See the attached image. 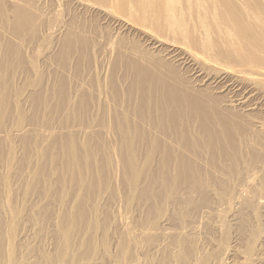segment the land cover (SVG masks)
<instances>
[{"label":"rangeland","instance_id":"rangeland-1","mask_svg":"<svg viewBox=\"0 0 264 264\" xmlns=\"http://www.w3.org/2000/svg\"><path fill=\"white\" fill-rule=\"evenodd\" d=\"M70 1L69 0H66V1L65 0L64 1L63 0H57V1L56 0H0V132H1L0 133V207H1L0 208V264H25V263L26 264L27 263L28 264H46L45 262L47 261L46 260L47 257H51L52 261H53L58 256L60 244L62 242L61 241L62 239H60V238H63V236H64L63 234H66V236L69 235L67 237V238H69V248L67 249L66 254L61 255V257H63V258H59L57 261L56 260L53 261V264H56V263L62 264L64 262L65 263L66 262L67 263H73V262L75 263L76 261H78L77 258H79V261H82V260L85 261L86 259H88L89 256H90L89 257L90 259H94V257H96V256L100 260L102 258L101 261H98L99 264L100 263L101 264H105V263L106 264L107 263L115 264V263H112V262H115L114 259L121 262L122 261L121 258L124 257V259H125L128 256L130 257V258L129 257L127 258L128 261H127V259H126V261L123 260L124 261L123 263L126 262V264H132V262H134L133 259H135V261L140 260L141 261L140 264H143V263L144 264H146V263L147 264H160L161 262L159 263L158 260L161 259L162 255L161 256H156V255L154 256V254L150 253V251L146 252V250H145L144 251L145 254H144V252H142V254H141V252L133 251L132 252L133 256L130 254L126 257H125V255L122 256L121 253H118V251L121 248L119 249L117 247V245H118V243H120V241L123 242L125 237H123V235H124L122 232L123 230L118 228L116 223L118 220L120 221V220H122V218L124 219L127 216L126 219H128V221L131 223L129 226L134 227V228L131 227L130 228L131 230H133V229H136V230L139 229L140 230V229H144L145 227H146L145 228L146 230H149L148 229L149 224L152 226V224L155 223L153 221L154 220L156 221L158 218L163 217V214H164V217H168V219L170 221L169 224L167 223V225H166V227L170 230L174 229L173 231H176V230L178 231L182 227H188V230H189V227H190V231L192 233L189 231L190 234H187V235H189L188 237H190L192 234L193 237L192 236L191 237L193 240L189 239L187 237L188 239H186V241H184L186 243L184 245H186L187 249H189V250L191 249V246H193L192 247L193 249H195V247L199 250L201 249V251H202V252L200 251L201 253L198 251L201 254V256H205V254H206L205 257H207L209 255L210 257L208 256L207 258H208V260H210L209 258H211V260L208 264H214L213 263L214 261L216 263L218 259L220 260V257L222 256V254H223V257H221V259H224V257H230V260L232 258L231 261H233V262L234 261L235 262L240 261L239 260L240 257L246 256L245 254H247V252L254 255L253 251H252L253 253H251L250 247H249V251L247 249H248V245L251 246V244L254 245L255 242L257 243V241H256L257 238H260L262 236L264 237V203L261 202L260 207L258 205L255 206V205L251 204V206H254V209H253V207L250 206V204H248L247 207L250 206L249 207L251 210V212H250L249 208L246 209V206L244 207V205L242 206L244 209L241 207L242 210L238 207H236L237 209L234 208V204H232L233 201H231V200H233L232 199L233 197H231V196H233V191L235 192V190L237 189L236 187H238V185L240 183H241L240 185H243L244 179H245V178H243L244 176L248 177L246 175H248L249 173L251 174V172H252L251 175H254L253 174L254 173V171H253L254 167L253 166L257 167V166H259V163L262 164V162H264V159H263L264 153L260 152V151H264V143L262 144V142H264V140H262V139H264L263 138L264 132H261V134H259V133L257 134V132L254 131L256 133V135H254L255 133L253 134L251 132V131H253V130H251L252 128L249 129L250 125H249L248 121L243 122L245 124H243L241 122L243 128L247 124L246 127L249 126L248 129L246 127L244 129L242 127H238L236 124L237 129L238 128L240 129L241 134L244 130L242 137H245L246 141L247 140L249 141V144H248L247 143L248 141L247 142L243 141L244 138L243 139L241 137H240V139L238 138L242 143L245 142L244 145H246V143H247V147H248V148L245 147L244 149H240L244 145L241 144V142H240L241 145L238 146L239 141L236 142L238 139L237 138L235 139L234 137L235 136L239 137V136H241V134H239L238 131H236L237 129L235 128L236 127L235 123H233L234 126H232V128L238 134H233L235 136L233 137V135H232L231 141H233L232 143H234V141H235L236 146H238V148H237L238 150L236 148L233 150L232 146L229 145L231 148V150L229 151L230 153L229 152L226 153V151H225L226 149L224 151H221L222 148L220 149L218 147L220 149V151H219V149H217L216 146H214L215 144H217L216 141L213 142V139L206 138V135L204 133L203 134L201 133L198 136L196 133H192L193 131L198 133L197 129L195 131V128L197 127V125H196L197 123H196V121L192 122L194 120L193 118H189L188 120H191L190 122L194 123V125L190 124L191 127H194V128H191L190 126H189L190 128L189 127L187 128L183 125L184 121L185 122L188 121L185 119V117H183V118L181 117L180 118L181 121L179 120V117H178V120L176 118V121H178L177 122L179 125L178 130L180 129V133L177 131L179 134L178 133H177V135H176V133L174 134V132L170 128L172 126H171V122L169 121V119H170L169 113L166 112V113H168L167 114L168 116L166 114H165V116H163V117H165V119H166V117L169 118L168 120L166 119L167 121L165 119H162V118H161V120L159 119L160 114H158L159 113L158 109H161L160 108V107H162L161 104L160 103H153L151 105V107H148V104L146 102H144L143 99L140 98V97H142L141 90L145 89L144 88V82H146L147 85H149L147 80L141 84L139 83L140 80H143V78H145L144 73L147 71V72H149L148 73L149 75H150V73L152 75V77H151L152 79L149 77L150 83H151V87L149 90H152L154 88V86L157 85V84L154 85V81H155V83L158 82L156 80V79H159L158 74L161 75V73H163V72H162V70H159V69H158V71L154 69L153 70L154 72H153L152 69L145 70V69H141V67L140 68L138 67L139 70L138 69L134 70L132 68V67H134V65L137 67L135 61H137V59L140 58L138 56H144L145 57L146 55L148 56V54H150V52L148 53V51H145V50H148V46L145 44L146 38H145V36H143V33L139 32L138 30H137V32H131V31H127V30H124L123 32H120V31L117 32L116 31L117 28L114 26L115 24H112L113 22L111 21V19L113 17L112 14L114 16H118V13H119V14H121L120 16L122 19L126 18L127 20L128 19L130 21L132 20L133 23L136 22L137 25L139 24L141 26H143V24L148 22V25L145 24L144 27H146V28L148 27L147 29H149V27H151V28L153 27L152 30L151 29L150 30L152 32L156 31L155 33L158 36L162 35V37H167V36L170 37L168 34H166L165 31L161 30L162 24H163V21L161 18V17H163V15H162L163 12L161 11V7H162L161 5L163 4V2H162L163 0H160V1L159 0H155V1L154 0H152V1L148 0L147 2H145L143 0H138V1L137 0H114L116 2H114L113 0H109L110 3H108V5L104 3V0H100L99 2H101V3H98V0H96V1H93V4L94 3L96 4V2H97L98 5L102 6L103 5L102 3H104V6H102L101 8L106 7V5H107V7L105 9L103 8L104 10L103 9L100 10V8L97 6L98 8L95 7L96 9H94V11L91 10L90 8H88V7H91L92 3H90V4L88 3L89 6L87 7V5H88L87 1L91 2V0H87V1L81 0L82 2L84 1L83 4H82V2H79V4H78L77 0H70ZM127 1H128V3H127ZM130 1H131V3H129ZM250 1H252V2H250ZM253 1L254 0H247L246 3L247 4L249 3V4L247 6V4L245 3V5H246L245 10L243 8V7H245V5L243 6V5L238 4L237 6L239 8H240V6H242L241 9L242 8L243 9L242 10L240 9L241 10L240 11V10H236L235 9L236 7H234V12L240 11L239 14L241 16V12L244 13V11L247 12V10L251 9L252 14L249 12L250 10L248 11L249 14H251L252 16L254 14H256L255 16H257L258 18L263 17L264 16L263 15L264 1H262V0H260L261 2L256 1L258 4L256 2L254 3ZM105 2H108V1H105ZM134 2L138 5H136ZM141 2H143V3H141ZM85 3H86V5H85ZM111 3H112V5H111ZM147 3H148L149 12L147 10ZM149 3H151L152 5ZM250 3H251V5H250ZM141 4H144V5L142 6ZM253 4H256L257 9L255 8V6ZM259 4H262L263 7L258 8L257 6L260 7ZM92 6H94V5H92ZM109 6L111 7V9L109 8ZM128 6L130 8H128ZM141 6H142V8H141ZM86 7H87V9H86ZM143 7H144V9H143ZM115 8H116V10H115ZM121 8H122V10H121ZM84 9H86V10H84ZM156 9H157V11H156ZM158 9H159V11H158ZM105 10H108V11L104 12ZM110 10L112 11V13L108 14L109 12H111ZM113 11H115V12H113ZM141 11L143 13L146 11L145 13H147V14H143ZM137 12H138V14H137ZM258 12L261 15L260 17H259V14L257 15ZM101 14H103V15H101ZM152 14L154 16H152ZM186 14H187V16H190L191 11H190V13H186ZM244 14L247 15V13H244ZM145 15H147V16L145 17ZM184 15H185V13H184ZM120 16H118V17L120 18ZM125 16H127L128 18ZM134 16H137V17H134ZM149 16L152 20H154V21H152L154 23V25L152 22L151 23L149 22V20L151 21ZM180 16L182 17V20L179 18L181 21L187 20V17L182 16V15H180ZM191 17H188V18L192 19ZM135 18H137V19L139 18V20H137ZM148 18H149V20H147ZM145 21H147V22H145ZM161 21H162V24H161ZM218 21L221 22L222 19H220V20L218 19ZM261 21L264 23V18ZM140 22H141V24H140ZM159 22H160V24H159ZM222 22H223L224 26H226L227 28L229 27L228 29L231 28V25L229 22H227L226 20H223ZM149 23H150V25H149ZM192 24H194V23H191L189 25H192ZM139 25H138V27L135 25V27L139 28ZM155 25H157L158 29H156L157 27ZM57 27L61 28L60 38L59 37L51 38V36L49 35L50 30L55 29ZM105 27L107 29H105ZM262 32L264 34V28H263ZM78 33H80V34L78 35ZM105 33L107 35H105ZM67 34H68V36H67ZM104 35H105V37H103ZM139 36H141V37H139ZM187 36L190 37L189 35H187ZM263 37H264V35H263ZM81 39H82V41H81ZM99 39H100V41H99ZM79 40H80V42H79ZM191 40H192V37H191ZM68 41H70L72 43V47L67 46ZM102 41H104V42H102ZM108 41H110V42H108ZM186 41L187 40H185V43H187V45L190 47L197 45V43H195L196 41H194V40H192V41L195 44H193V42L190 41V39H189V44ZM98 42H100V43H98ZM105 42H107L108 44ZM81 44H83V45H81ZM110 44L111 45L114 44V45H112V49L117 50V52L114 50L111 53V51H109L107 49V45H110ZM121 45H122V47H121ZM133 45H134V47L136 46L135 49L138 51L134 50ZM101 46H104V48H106V50ZM195 46L193 48L194 49L196 48V51L200 52L201 50ZM137 48H139V49H137ZM125 50H127L126 53H125ZM118 51L120 53H122L123 55L120 54ZM139 52H141V53H139ZM100 53L102 54V56L105 54V56H103V57L99 56ZM117 53H119L120 58H119V55ZM136 53L139 54L137 57H136ZM163 53H165L163 48L161 50H159V48H157L154 51L155 55L154 54L149 55V58L150 59L158 58V60L161 61L163 56H164ZM111 54H115V55L117 54L118 56L117 57L115 55L111 56ZM140 54H144V55H140ZM111 57H112V59L110 60ZM102 58L104 59V61ZM127 58H128V60H127ZM99 60L101 61L100 63H99ZM132 60H134V61H132ZM117 61H119V63H117ZM133 62H135V63L133 64ZM154 62L156 63V61H154ZM113 63L116 66L113 65ZM123 63L124 64L126 63V64L124 65ZM101 64L102 65L104 64V65L102 66ZM105 65L106 66L108 65L107 66L108 68L105 67ZM131 65H133V66H131ZM110 67H112V69H110ZM114 67L115 68L120 67L121 69L117 68V70L114 71L115 70ZM125 68H127V69H125ZM132 69H133V71H132ZM155 71L157 72V74L155 73ZM65 72H67V73H65ZM60 73H61V75H60ZM62 73L64 74V77H63ZM137 73L140 75V78H139V75H137ZM133 74H134V76H132ZM155 76H157L158 78ZM187 76L188 75L185 74L186 78H188ZM131 77H132V80H131ZM135 79L136 80L138 79V81L136 82ZM134 81L136 82V84H134L135 83ZM136 85L137 86L139 85V86L137 87ZM158 88H159V85H157V89L156 90L154 89V90L157 91ZM149 90H147V91H149ZM75 93H76V95H75ZM83 95L86 96V98ZM25 98L27 99V101ZM108 98H109V100H108ZM111 98L113 100L115 99L114 100L115 102H110V101H113ZM24 99H25V101H24ZM83 100L85 102H83ZM105 100H107V101H105ZM79 101H80V103H79ZM24 102H25V104H24ZM18 103H20L21 105ZM15 104L17 105V107ZM144 104L145 105L147 104L145 106V108L147 107V108H149V109L151 108V109L150 110H147V108L144 109ZM112 105L115 107H113ZM116 105L118 106L117 108H116ZM134 105H135V107H134ZM122 106H124V107H122ZM157 106H158V108H156ZM106 107H108L109 109L108 108L106 109ZM112 107L116 109V110L113 109L114 111H116V114L112 110ZM142 107H143V109H142ZM120 108L122 110H120ZM76 109H78V110H76ZM128 110L129 111L131 110L130 113ZM136 110H137V112H136ZM68 111H69V113H67ZM105 111L109 112V113H105ZM120 111L121 112L127 111L128 113L124 112L125 113L124 114L122 112V115H120V113H121ZM75 112H76V114H75ZM132 112L133 113L135 112L134 114L136 115V117L134 114H133V116L131 115ZM140 112H141V114H140ZM146 113H148L147 118H146V115H147ZM72 114L74 116H72ZM109 114H111V115H109ZM114 114L119 116L118 119L115 118L117 116H115ZM129 114L132 118L129 116ZM123 115H126L127 121H126V119H124L125 116L123 117ZM138 115H140V116H138ZM141 115L144 116L148 121H146L145 118H144L145 121H144V119L143 120L136 119V118H141ZM149 115H151V116H149ZM154 115H155V118H154ZM252 116L253 117H251V118L254 120H252V119L251 120L253 122H255L256 117H257L256 121L262 120V122H263L264 121V109L261 113H259V112L254 113ZM122 117H123V119H122ZM156 117H158V118H156ZM128 118L130 120H128ZM149 118L151 121H149ZM119 119H121V120H119ZM132 119H133V121H132ZM114 120L116 123H114ZM116 120H119V122ZM136 121L137 122L139 121V122L137 123ZM140 121L143 123H141ZM155 121H158V123H156ZM122 122H123V124H122ZM118 123H120V124H118ZM159 123H160V125H162V123L164 125V123H165L163 128L159 125ZM166 123L168 124V126ZM133 124H134V127L132 126ZM143 124L146 126H148L150 124V126L144 127ZM107 125H110L111 128H108L110 126H107ZM180 125H182V127ZM12 126H14V127H12ZM125 126H127L129 129V131L126 133L127 139L123 138L121 136V134L119 136V133H121L119 131L121 129L125 130L126 129ZM239 126H241L240 123H239ZM16 127L17 128L18 127H20V128L24 127L25 128V130L23 128V130L25 131L24 135L22 134L23 137H22V135L18 137V135L14 134V130L16 129ZM136 127H137V129H136ZM155 127L158 129H154L155 130V132H154V131H152L153 130L152 128H155ZM160 127L162 129H165V128L166 129L161 130ZM80 128L82 130H81V132H78V130ZM117 128H119V129H117ZM183 128L185 131L183 130ZM185 128H187V129H185ZM241 128H242V130H241ZM128 129H126V130H128ZM150 129H151V132L149 131ZM245 130H249V131H245ZM8 131H10V132H8ZM71 131H72V133H71ZM235 131H234V133H236ZM153 132L156 134L161 133V134H159L160 135L159 140H158L159 136L154 134L156 136L153 139L154 140L153 142H156L154 144L152 142V138L154 136ZM181 132H182V134H181ZM186 132L187 133L191 132L192 135L189 133L191 137L193 135H195L196 137H199V139H197V138L194 139L195 136H193V138H191V137L189 138V134H187L188 136L186 134H183ZM246 132H247L248 137H249L248 139L246 138L247 135H244V134H246ZM6 133H7V135H6ZM44 133H46V134H44ZM149 133L151 136H149ZM171 133H173L175 136L174 135L171 136L172 135ZM17 134H21V132H18ZM109 134L111 137L108 136ZM116 134H118V135H116ZM201 135L202 136L204 135L203 137H205L207 140H205V138H202ZM250 135H252V136H250ZM259 135H261L260 138H258ZM169 136H170L171 140L168 139ZM182 136H183V138H182ZM200 136H201V139H200ZM172 137H173V139H172ZM178 138H179V140H178ZM218 138H220V136ZM250 138H252V139H250ZM121 139L127 145L130 144L132 146V149L134 148L133 150H131L132 154L130 153L131 152L130 150L124 148L123 144L121 143L122 142ZM155 139H157V140H155ZM180 139L182 140L181 142H179ZM190 139H191V142L193 144V146L191 144L192 150L190 148ZM192 139H194V140H192ZM221 139L222 138H220L219 141H221ZM70 140L73 141L72 143H74V146H75L74 148H76L75 151H77V153L79 152V154H81V156H80L79 154L77 155V153H76V157L78 158V159H76L77 160L76 165L72 161L70 162L69 161L70 158L68 157V145L67 144H69ZM140 140H142V141L140 142ZM203 140H205V141H203ZM119 141H121V142H119ZM130 141H132V143H130ZM158 141H160L161 143H159ZM163 141H164V143H163ZM171 141H173V142L171 143ZM201 141H203V142H201ZM217 141H218V139H217ZM177 142L179 144H182V145H179ZM193 142H195V143H193ZM175 143H177V145L180 147L183 146L185 149L184 148H181V149L183 151L184 150L185 151L183 152V151H181V149L179 150L178 146H177L178 148L174 147V146H176ZM156 144H157V146H156ZM171 144H173V147L171 146ZM208 144H209V147H208ZM211 144L212 145L214 144V145L212 146ZM256 144H257V146H256ZM133 145H134V147H133ZM141 145H142V147H141ZM151 145L154 147L151 148L152 147ZM168 145H170V146H168ZM112 146L116 152L115 153L116 158L114 160L111 158V154H110V152H111L110 150H112ZM131 146H130V148H131ZM186 146L187 147L189 146L188 150H190V151L187 150ZM204 146H205L206 150H205ZM155 147H157V148H155ZM161 147L164 149H162ZM198 147L199 148L201 147L200 153L197 154V156H196L194 151L196 152V150H197L196 153H198L199 152ZM211 147H212L213 151H216V152H214L215 154L213 153V151H209V150H211L210 149ZM119 148H121V149H119ZM202 148H203V150H202ZM136 149H138V150L136 151ZM177 150L179 153L177 152ZM235 150H237V152ZM161 151L164 153H162ZM173 151H174V153L178 154V155L175 154L176 155L175 157H177V158H175L173 156L174 155ZM85 152L88 153L87 155L91 154V155H89L90 157L87 156ZM185 152H186V154H185ZM209 152H211L213 154L210 155ZM220 152H221V154H220ZM231 152H233V153H231ZM140 153H141V155H140ZM154 153L156 154V156ZM170 153H172V155ZM188 153H189V155L190 154L192 155V153H193L192 156L194 157V161H193V158H191L192 156L191 155L189 156ZM234 153L236 155L235 156L236 158L234 157V158L230 159V157H229L228 160L226 159V158H228V157H226V155L229 154L228 156H234ZM259 153L262 154L263 156L262 155L260 156ZM84 154H85V156H84ZM144 154H145V156H144ZM162 154H165V155H163L164 158L167 157L166 159H164V161L166 160V162H165L166 165H169L171 167L170 168L168 166L171 169L170 171H169L168 167L164 166L163 158H161ZM216 154H217V156H216ZM231 154H233V155H231ZM168 155H171V156H168ZM184 155L187 157H184ZM202 155L204 157H202ZM139 156L142 158H139ZM172 156L174 158L171 159ZM86 157H89V159ZM132 157H134V160L136 158V160H135L136 163L134 162L133 165L128 168V166H126L127 165L126 162L128 161L127 159L132 158ZM168 157H170V159ZM180 157H182V158H180ZM155 158H159L160 161H159V159H155ZM190 158L192 159L191 160L192 163L190 162ZM237 158L241 159L240 160L241 162ZM66 159H68V160H66ZM84 159L86 162L84 161ZM161 159H162V161H161ZM174 159H175V161H174ZM256 159L257 160L259 159L258 162ZM132 160H133V158H132ZM146 160H149V161L146 162ZM181 160H182V165L180 164ZM187 160H188V162H187ZM67 161L69 164L67 163ZM123 161L125 162V164ZM169 161L170 162L174 161V164H173V162L168 164ZM195 161L198 163H194L195 168H196V171L194 172L193 162H195ZM200 161L202 164L203 163L204 164L202 165L200 163ZM214 161H216V162H214ZM259 161H262V162H259ZM183 162H184V164H183ZM137 163L139 165H137ZM157 163H158V165H157ZM159 163H160V165H159ZM175 163L177 164V166L175 165ZM209 163H210V165H209ZM72 164H74V165H72ZM179 164L183 167V169H181L179 167L180 166ZM189 164L192 167H190ZM211 164H213L212 167H211ZM84 165H85V168L84 167L82 168L81 166H84ZM116 165L118 166L117 168H116ZM161 165H163V167H164L162 169V171L164 170L162 173H161V168H162ZM184 166L186 168H184ZM208 166H210L211 168L210 167L208 168ZM213 166H214V168H213ZM78 167L81 168V170H78L79 169ZM157 167L159 170L157 169ZM200 167H202V168H200ZM256 167H255V169L258 170L259 168H256ZM9 168L12 170L11 173H10L11 170ZM172 168L174 170H172ZM187 168L189 169V171L192 172V174L198 172V170H199L200 173L198 172L196 174L200 175L201 177L205 176L204 177L205 180L203 178H201V180H199L200 178L198 179L196 174H195L196 177L195 176L194 177L197 178V180H195V178L193 177L192 174H191V176H190V174H187V171H188ZM190 168H192V169H190ZM117 169H119V170H117ZM184 169L186 170V173H185ZM166 170L168 171V174L167 173L165 174ZM131 171H132V173H131ZM220 171H221V173H220ZM246 171H248V174ZM157 172L162 176H160ZM177 172H179V173H177ZM204 172L206 173V175L204 174ZM214 172H215V174H214ZM258 172H259V175H258ZM147 173H148V175H147ZM183 173H185V174H183ZM211 173L213 174V176L210 177V175H212ZM216 173H218V174H216ZM112 174L116 175V177ZM123 175H125V176H123ZM133 175H134L135 179L133 178V180H132ZM144 175L146 176L147 179H145ZM151 175L153 176V178ZM165 175H168V176H165ZM180 175H181V177H179ZM257 175L260 176L261 179L258 178L259 179L258 180ZM257 175H256V171H255V176H257L256 181L258 182V183L256 182V184H258L259 187H261V189L258 186L256 187V185H255V187H254L255 192L252 189V191L254 192L252 194V197L256 194V191L258 193V189L261 192H264V190L262 189L264 187V180H263L264 178H262V177H264V169L263 170L259 169L257 171ZM155 176H157V178ZM164 177H166L167 183H166ZM168 177L171 178V181L169 180L170 178L168 179ZM114 178H116V179H114ZM162 178H164V180H162ZM172 178L173 179L176 178L178 180L174 179V183H173ZM179 178H181V179H179ZM192 178L195 181L192 180ZM148 179L150 180V182L148 181ZM157 179H158V181H156ZM241 179L243 182L240 181ZM184 180H186V181H184ZM198 180H199V183L201 186L200 189L198 186L199 183L198 184L196 183L197 185L195 184V182L196 181L198 182ZM206 180H207V183H206ZM153 181H154V184H153ZM169 181L171 183V186H170ZM208 181H210L211 183ZM147 182H148V184H147ZM175 182H176V185H175ZM143 183H144V185H143ZM184 183H187V184H184ZM190 183H192V184L194 183L196 186L193 184V188H192L191 187L192 184L190 185ZM223 183H224V185H223ZM234 183H235V185H234ZM138 184H139V186H138ZM151 184H153L154 187L150 186ZM159 184H161L160 185L161 187H159ZM178 184L179 185L181 184V185L179 186ZM201 184H204L205 187ZM209 184H210V187H208ZM226 184L228 186H226ZM173 185H175V186H173ZM187 185L190 189L192 188V190L187 188ZM233 185L236 187H233ZM134 186H136V187L134 188ZM148 187H150L151 190H149ZM184 187H185V190L187 189L186 191L189 193L188 198H189L190 194H192V196H190V198H189L190 203L188 202V199L186 197L188 193L185 194L186 193L185 190L180 191ZM162 188L164 189V191ZM178 188H181V189L179 190ZM201 188L202 189L207 188V190H209L211 188L209 191H210V193L212 192V194L208 193L209 191L207 192L206 189L202 190ZM222 188H223V190H222ZM228 188H230V189H228ZM255 188H257V189H255ZM134 189H135V191H134ZM158 189H159V191L161 189V194L158 191ZM172 190H173V192H172ZM176 190H179L178 192L180 193L181 196L180 195L177 196L178 192ZM193 190H195L194 191V192H196L195 194H194ZM200 190H202V191H200ZM205 190L208 194L205 192ZM225 190H226V192H224ZM148 191H150V192H148ZM157 191H158V194H157ZM154 192H156V193H154ZM181 192L183 194H181ZM203 192H205V193H203ZM215 192L216 193L219 192V194L217 193L218 195H216ZM148 193L149 194L151 193V194L149 195ZM166 193H169V194H166ZM5 194H7L8 197H6ZM159 194L163 195V196H159ZM261 194H263V193H261ZM4 195H5V197H3ZM157 195H158V197H157ZM207 195L210 197H207ZM220 195L221 196L223 195L222 196L223 198ZM225 195L231 199V200L230 199L228 200L227 205H230L229 203L231 202V205L229 207L233 206L232 207L233 210H229L230 208L227 207L226 205H224L226 203V200L228 199ZM234 195H235V193H234ZM263 195H261V196H263ZM130 196H131V199L129 198ZM150 196L151 197L153 196V197L151 198ZM154 196H156V199H154L155 198ZM164 196L169 197V198H166ZM261 196L258 195L257 197H261ZM185 197H186V199H185ZM191 197H192V199H191ZM254 197H256V195ZM158 198L160 200H158ZM139 199L140 200L142 199L143 201L142 200L140 201ZM197 199L199 201H197ZM218 199L222 200V203L223 202H225V203H223V205H222ZM224 199H225V201H223ZM263 199H264V196H263ZM149 200H151V201H149ZM184 200H185V202H183ZM166 201H168V202H166ZM186 201H187V203H186ZM195 201H196V203H195ZM251 201H253V199ZM163 202L165 204H163ZM177 202H178V204H177ZM255 202L256 201L250 202V203L255 204ZM141 203H143V205H140ZM146 203H147V205H146ZM171 203H174V204H171ZM192 203H193V205H191ZM257 203H259V202L257 201L256 204ZM144 204H145V206H144ZM149 204L152 207H150ZM176 205H177V208H176ZM185 205L188 207H186ZM196 205L199 206V209H198V207H196ZM155 206L157 207L156 209H155ZM184 206H185V208H182ZM209 206L211 207L210 209H209ZM142 207H144V208H142ZM160 207H161V209H160ZM171 207L173 208V210ZM201 207H202V209H203V207L206 208L207 211H209V210L211 211V209L216 210L219 207L222 208V210L219 208L221 211L218 210V211H220V212H218V214L215 213L214 215L210 216L211 218L209 217V219L211 221L209 219H206L204 221L202 220V223H201V221L200 222L197 221V217H196L197 214H199L201 212V210H202ZM119 208H120V210H119ZM183 209H184V211H183ZM238 209H240V210H238ZM197 210H200V212H197ZM228 210H229V213H228ZM157 211L160 214L162 213V215H159L157 213ZM163 211L164 212L166 211V212L163 213ZM178 211H179V214H178ZM190 211H192V212H190ZM203 211H204V209H203ZM222 211H224V212H222ZM230 211H232V212H230ZM188 212L191 214L189 215ZM166 213H168V214H166ZM180 214L183 217H181ZM220 214L221 215L223 214L222 217ZM248 214H249V218H248ZM78 215H81V217H82L78 220L79 222L75 221L72 218V217L75 218ZM96 216H98V217H96ZM62 217H63V219H62ZM92 217H93V219H91ZM94 217H95V220H94ZM147 217H150V219ZM190 217H191V219H190ZM217 217L220 218V220L217 219ZM144 218L147 219V221ZM152 218H153V221H152ZM173 218H175V220ZM180 218L181 219L183 218V219L181 220ZM223 218H224V221H223ZM64 219L67 220L66 221L67 223L65 222ZM81 219L83 220V222ZM176 219H177V221H176ZM241 219L243 220V222ZM70 220L72 221L71 223H70ZM86 220H88V221H86ZM194 220H196V221H194ZM215 220H216V223L213 222ZM240 220H241V223H240ZM84 221H85V223H84ZM95 221H96V223H95ZM144 221H145V224L147 226L143 223ZM182 221H184V223L186 225ZM87 222H88V224H87ZM91 222H92V224H91ZM141 222L144 224V226ZM150 222H152V223H150ZM191 223L193 225L195 223H197V224H196V226H193V225H191ZM203 223H204V225H203ZM221 223L224 225H222ZM70 224H72V225H70ZM90 224H91L92 228H90L91 227ZM137 224L140 226H138ZM198 224L201 226H199ZM207 224L209 226L208 228L206 227ZM115 225L117 227H115ZM70 226H71V228H70ZM153 226L151 228L154 229L155 226L154 227ZM191 227H193L194 230H192ZM86 228H87V230H86ZM149 228H150V226H149ZM76 229H77V231H76ZM90 229L92 230L91 232H90ZM94 229H96V231H94ZM195 229H197V230H195ZM240 229H242L243 231ZM67 230L70 231V232H68V234H67ZM84 230L87 233L86 235H85ZM73 231H74V233H72ZM220 232H221V234H220ZM195 233H197V234H195ZM118 234H119V236H118ZM240 234H242L241 239H240V237H241ZM73 235H74V237H73ZM103 235H104V237H102ZM148 235H151V236H147V235L144 236L143 235V236L135 238V242H137L138 244L141 243L138 246L144 247L148 243H149V245H150V243H151V245H153L152 243L157 242V241H159V242H157L158 244H161L164 240V238L162 239V237H164V236L162 234H160L162 236L161 237L159 235V233H156L155 235H159L160 238L158 236H155L154 233H151ZM195 235H197V237ZM245 235H247V236H245ZM257 235H258V237H257ZM117 236H118V238H117ZM87 237L90 239H87ZM105 238L107 241L105 240ZM137 239H139V240H137ZM140 239H144V240H140ZM145 239H146V241H145ZM147 239L149 240V242ZM253 239L255 242L253 241ZM7 240H9V241L7 242ZM181 240H183V239H181ZM195 240H196V242H195ZM211 240L213 242H215V241L216 242L213 243ZM11 241L14 242V244ZM72 241H74V242H72ZM171 241H172V243L173 242L175 243V241H173V239H169V240L165 241L166 244L170 248H172L174 245V243L172 244ZM197 241L198 242L201 241V242H199V244H198ZM97 242H99V243H97ZM142 242H143L144 246L142 245ZM144 242H145V244H144ZM241 242H242V244H241ZM249 242H252V243L249 244ZM85 243H88V244H85ZM157 243H155L154 245H156ZM209 243L210 244L213 243V244L210 245ZM245 243L248 245H246ZM54 244H56V245H54ZM70 244H71V246L72 245H79L80 247L81 246L83 247L85 244V246H84L85 248L81 247L80 252H77V253L72 250L73 252H75V253H73V252H71ZM102 244H104V246ZM121 244L123 246V243H121ZM121 244H119V245H121ZM187 244H189V245H187ZM89 245L92 248V250H90L91 248H89ZM92 245L96 249V250L94 249V251L96 253L93 252ZM124 245H125V243H124ZM149 245L148 246L146 245V246L149 247ZM184 245H183V249H185V247H186ZM5 246H7L9 249ZM122 246H119V247H122ZM106 248H108V250ZM103 249H104V251H103ZM227 249L230 250L229 254H233L234 256H232V255L228 256L229 254L227 252L229 250L226 252L227 254H225V251ZM231 249H232V251H231ZM263 249H264V245H263ZM81 250H83V251L81 252ZM211 250H212V252H211ZM242 250L244 252H242ZM113 251H115V252H113ZM174 251L176 252L177 249L176 250L174 249ZM203 251H205V253ZM119 252H121V251H119ZM68 253L70 255H68ZM186 253H188V252H186ZM184 254H185V252H184ZM224 254H225V256H224ZM243 254H244V256H241ZM262 254L264 255V253H262ZM99 255L101 256V258L99 257ZM111 255H112V257H110ZM115 255H116V257H115ZM74 256L76 259L75 258L72 259V257H74ZM103 256H104V258H103ZM135 256H136V258H135ZM235 256H236V259L234 258ZM238 256H240V257H238ZM53 257H55V258H53ZM132 257H133V259H132ZM112 258H113V260H112ZM164 258H165V256H162V260H164ZM213 258H215L214 261H213ZM95 259H97V258H95ZM103 260H105V261H103ZM130 260H131V262H130ZM59 261H61V263ZM142 261H144V262L142 263ZM164 263L162 262V264H164Z\"/></svg>","mask_w":264,"mask_h":264},{"label":"bare ground","instance_id":"bare-ground-1","mask_svg":"<svg viewBox=\"0 0 264 264\" xmlns=\"http://www.w3.org/2000/svg\"><path fill=\"white\" fill-rule=\"evenodd\" d=\"M57 1V0H56ZM64 1V0H63ZM66 1V0H65ZM70 1V0H69ZM78 1V4H79V2H82L81 0H77ZM87 1V0H86ZM93 1H96V0H91V2L90 1H87V4L89 3H92L91 4V7H88L89 6V4L87 5V7L88 8H90L91 10H93L94 11V9H96L95 7H99L100 8V10L101 9H105L106 7H107V5H108V3H110L109 2V0H104V3L105 4H107L106 5V7H103V8H101L102 6H104V3H102L103 5L101 6V5H98V3H101V2H99L100 0H98V3L96 2V4L94 3L93 4ZM105 1H108V2H105ZM114 1V0H113ZM138 1V0H137ZM143 1H145V2H147L148 0H143ZM152 1V0H151ZM155 1V0H154ZM160 1V0H159ZM256 1H260V0H254L253 2L255 3ZM262 1H264V0H262ZM62 2V1H61ZM71 2V1H70ZM75 2V1H74ZM84 2V1H83ZM83 2H82V4H83ZM114 2H116V1H114ZM120 2V1H119ZM126 2V1H125ZM163 2V4L160 6L161 7V11L163 12H161L162 13V15H163V17H161L162 18V21H163V24H162V21H161V24H162V29L161 30H163V31H165L166 32V34H168L170 37H162V35L160 36H158L155 32L156 31H151L152 30V28L151 27H149V29H147L146 27H144L145 26V24H147L148 25V22L147 21H145V22H147V23H145V24H143V26H141V25H139V28H137L138 27V25L136 24V22L135 23H133V21L131 22L129 19L127 20L125 17H127V16H125L124 18L125 19H122L121 18V14H119L118 13V16H120V18L118 17V16H114L113 14H112V19H111V21L113 22L112 24H115L114 26L117 28L116 29V31L117 32H123L124 30H127V31H131V32H137V30L139 31V32H141V33H143V36H145V44L148 46V50H145V51H148V53L150 52V54H148V56L146 55L145 57L144 56H138L139 54H137L136 53V57L138 56V57H140L139 59H137V61H135L136 62V65H137V67L134 65V67H132L134 70L135 69H138L139 70V68L141 67V69H145V70H148V69H152V71L155 69V70H157L158 71V69L159 70H162V72L163 73H161V75H159L158 74V77H159V79H156L157 81V83H155V81H154V85L155 84H157V85H159V88H158V90L157 91H155L156 89H157V85L156 86H154V88L152 89V90H149L150 89V87H151V83H150V79H149V77L151 78L152 77V75H151V73H150V75L148 74L149 72H145L144 73V77L145 78H143V80H140V84L141 83H143L144 81H148V83H149V85H147V83L146 82H144V90H141V95H142V97H140L141 99H143V101L144 102H146L147 104H148V107H151V105L153 104V103H160L161 104V106L162 107H160L161 109H158V114H160V120H161V118L162 119H165V117H163V116H165V114L167 115L168 113H169V117H170V119L168 118V117H166V119L168 120L169 119V121L171 122V126L172 127H170L171 129H172V131L174 132V134L176 133V135H177V133L179 132L180 133V129L178 130V127H179V125H178V121H176V118H177V120H178V117H179V120L181 121V117L183 118V117H185V119L186 120H188L189 118H193L194 120L192 121V122H195L196 121V125H197V127L195 128V131H196V129H197V131H198V133L197 132H192V133H196L197 134V136L198 135H200L201 133L203 134H205L206 135V138H211V139H213V142L214 141H216V143L217 144H213L214 146H216V148L217 149H221L222 148V150L221 151H224L225 149V151H226V153L227 152H229L230 150H231V148H230V146H232V149L234 150L235 148L237 149L238 148V146L239 145H241V144H245V142L244 143H242L239 139H240V137L243 139V141H246V139H245V137H242V134H243V132H244V130H243V132H242V134H241V131H240V129L238 128L237 129V126L238 127H242L243 128V126H242V123L243 122H245V121H248L249 122V125H250V127H249V129L250 128H252L251 130H253V131H251L253 134L255 133L254 131H256L257 132V134L259 133V134H261V132H264V121L262 122V120H259V121H256L257 120V117L255 118L256 120H255V122H253L252 120H254V119H252L251 117H253L252 115L254 114V113H261L262 111H263V109H264V37H263V32H262V30H263V28H264V23L261 21L263 18H264V12H263V17H261V18H258L257 16H255L256 14H254L253 16L251 15L252 14V11H251V9H249V10H247V12H245L244 10H245V8H246V5H245V3L247 2V0H163L162 1ZM244 2V3H243ZM250 2H252V1H250ZM261 2V1H260ZM14 3V2H13ZM64 3V2H63ZM118 3V2H117ZM127 3H128V1H127ZM129 3H131V1L129 2ZM135 3V2H134ZM141 3H143V2H141ZM158 3V2H157ZM257 3V2H256ZM12 4V3H11ZM70 4V3H69ZM77 4V3H76ZM77 4V5H78ZM119 4V3H118ZM136 4V3H135ZM149 4H151V3H149ZM238 4H240V5H245V7H243L244 8V13H247V15L246 14H244L243 12H241V16H240V11L243 9H241V7L242 6H240V8L237 6ZM247 4V3H246ZM249 4V3H248ZM248 4H247V6H248ZM258 4V3H257ZM60 5V4H59ZM72 5V4H71ZM85 5H86V3H85ZM92 5H94V6H92ZM111 5H112V3H111ZM116 5V4H115ZM136 5H138V4H136ZM142 6L144 5V4H141ZM152 5V4H151ZM154 5V4H153ZM250 5H251V3H250ZM254 6H255V8H256V4H253ZM260 5V7L259 6H257L258 8H261V7H263V5L262 4H259ZM70 6V5H69ZM114 6V5H113ZM112 6V7H113ZM142 6H141V8H142ZM150 6V5H149ZM65 7V6H64ZM76 7V6H75ZM87 7H86V9H87ZM97 7V8H98ZM118 7V6H117ZM120 7V6H119ZM234 7H236L235 9L236 10H240V11H236V12H234ZM78 8V7H77ZM109 8L111 9V7L109 6ZM124 8V7H123ZM128 8H130L129 6H128ZM138 8V7H137ZM239 8V9H238ZM73 9V8H72ZM86 9H84V10H86ZM103 9V10H104ZM108 9V8H107ZM143 9H144V7H143ZM257 9V8H256ZM78 10V9H77ZM89 10V9H88ZM98 10V9H97ZM96 10V11H97ZM109 10V9H108ZM108 10H105L104 12H106V11H108ZM114 10V9H113ZM115 10H116V8H115ZM121 10H122V8H121ZM136 10V9H135ZM142 10V9H141ZM147 10H148V3H147ZM259 10V9H258ZM111 11V10H110ZM120 11V10H119ZM126 11V10H125ZM137 11V10H136ZM156 11H157V9H156ZM158 11H159V9H158ZM190 11H191V15L190 16H187V14L186 13H190ZM251 13V14H249V12ZM113 12H115V11H113ZM117 12V11H116ZM122 12V11H121ZM139 12V11H138ZM138 12H137V14H138ZM142 12V11H141ZM146 12V11H145ZM143 13V14H147V13ZM148 12H149V10H148ZM110 13H112V11L111 12H109L108 14H110ZM134 13V12H133ZM184 13H185V15H184ZM238 13V14H237ZM243 13V14H242ZM106 14V13H105ZM140 14V13H139ZM155 14V13H154ZM259 14V12L257 13V15ZM101 15H103V14H101ZM116 15V14H115ZM136 15V14H135ZM156 15V14H155ZM180 15H182V16H185V17H187V20H185V21H181L182 20V17L180 16ZM109 16V15H108ZM133 16V15H132ZM147 15H145V17H146ZM152 16H154L153 14H152ZM192 16V17H191ZM261 15L259 14V17H260ZM105 17V16H104ZM123 17V16H122ZM134 17H137V16H134ZM139 17V16H138ZM188 17H191L192 19H189ZM106 18V17H105ZM128 18V17H127ZM130 18V17H129ZM140 18V17H139ZM139 18L137 19V18H135V19H137V20H139ZM149 18H150V16H149ZM149 18L147 19V20H149ZM181 20H180V19ZM133 19V18H132ZM151 19V18H150ZM218 19L220 20V19H222V21L223 20H226L227 22H229L230 23V25H231V28L230 29H228L226 26H224L223 25V22L221 23L220 21H218ZM261 19V20H260ZM156 20V19H155ZM158 20V19H157ZM136 21V20H135ZM152 21H154V20H152L151 19V21L149 20V22L151 23ZM193 21V22H192ZM138 22V21H137ZM150 23H149V25H150ZM153 23V22H152ZM191 23H194V24H192V25H189V24H191ZM228 23V24H229ZM140 24H141V22H140ZM159 24H160V22H159ZM158 24V25H159ZM107 25V24H106ZM105 25V26H106ZM135 25L137 26V27H135ZM153 25H154V23H153ZM152 26V25H151ZM156 27H157V25H155ZM61 27V26H60ZM59 27V28H60ZM160 27V26H159ZM58 27L57 28H55V29H51L50 30V32H49V35L51 36V38H57V37H59L60 38V35H61V28L59 29ZM109 28V27H108ZM155 28V27H154ZM105 29H107L106 27H105ZM151 29V30H150ZM156 29H158V27L156 28ZM261 29V30H260ZM71 32V31H70ZM73 32V31H72ZM104 32V31H103ZM116 32V33H117ZM138 32V33H139ZM114 33V32H113ZM115 33V34H116ZM137 33V34H138ZM80 33H78V35H79ZM119 34V33H118ZM162 34V33H161ZM105 35H107L106 33H105ZM105 35L103 36V37H105ZM117 35V34H116ZM120 35V34H119ZM139 35V34H138ZM187 35H189L190 37H188ZM67 36H68V34H67ZM72 36V35H71ZM122 36V35H121ZM102 37V36H101ZM108 37V36H107ZM117 37V36H116ZM139 37H141V36H139ZM191 37H192V40H194V41H196L195 43H197V45L195 46V47H197V48H199L201 51V53L200 52H197L196 51V48L194 49L193 47H190V46H188L187 45V43H185V40H187L186 42H188V44H189V39H190V41H192L191 40ZM70 38V37H69ZM82 38V37H81ZM110 38V37H109ZM125 38V37H124ZM130 38V37H129ZM178 38V39H177ZM189 38V39H188ZM77 39V38H76ZM116 39V38H115ZM123 39V38H122ZM132 39V38H131ZM142 40V39H141ZM81 41H82V39H81ZM99 41H100V39H99ZM118 41V40H117ZM123 41V40H122ZM79 42H80V40H79ZM84 42V41H83ZM102 42H104V41H102ZM101 42V43H102ZM108 42H110V41H108ZM126 42V41H125ZM193 42V41H192ZM98 43H100V42H98ZM105 43H107V42H105ZM129 43V42H128ZM135 43V42H134ZM141 43V42H140ZM194 42H193V44H195ZM84 44V43H83ZM83 44H81V45H83ZM108 44V43H107ZM136 44V43H135ZM76 45V44H75ZM80 45V46H81ZM98 45V44H97ZM112 45H114V44H112ZM112 45L110 44V45H107V49L109 50V51H111V53H112V51H114L113 49H112ZM118 45V44H117ZM116 45V46H117ZM130 45V44H129ZM138 45V44H137ZM191 45V44H190ZM67 46L68 47H72V43L70 42V41H68L67 42ZM78 46V45H77ZM100 46V45H99ZM105 46V45H104ZM104 46H101V47H103L104 48ZM192 46V45H191ZM79 47V46H78ZM119 47V46H118ZM121 47H122V45H121ZM120 47V48H121ZM133 47H134V45H133ZM136 47V46H135ZM135 47H134V50H136L135 49ZM139 47V46H138ZM75 48V47H74ZM73 48V49H74ZM102 48V49H103ZM126 48V47H125ZM128 48V47H127ZM157 48H159V50H161L162 48L164 49V52L165 53H163L164 54V56H163V58H162V60L161 61H159L158 60V58H156V59H150L149 58V55H152V54H154V51L157 49ZM49 49V48H48ZM84 49V48H83ZM98 49V48H97ZM105 50H106V48H104ZM130 49V48H129ZM137 49H139V48H137ZM82 50V49H81ZM99 50V49H98ZM101 50V49H100ZM107 50V51H108ZM124 50V49H123ZM122 50V51H123ZM128 50V49H127ZM127 50H125V53H126V51ZM131 50V49H130ZM51 51V50H50ZM83 51V50H82ZM85 51V50H84ZM116 52H117V50H115ZM136 51H138V50H136ZM163 51V50H162ZM203 51V52H202ZM119 52V51H118ZM120 53V52H119ZM119 53H117L118 55H119ZM133 53V52H132ZM139 53H141V52H139ZM96 54V53H95ZM115 55V54H111V56L112 55H115L116 57L118 56V55ZM120 54H122V53H120ZM162 54V53H161ZM123 55V54H122ZM140 55H144V54H140ZM155 55V54H154ZM99 56H101V57H103V56H105V54L102 56V54L100 53V55ZM159 56V55H158ZM100 57V58H101ZM108 58V57H107ZM119 58H120V55H119ZM152 58V57H151ZM103 59V58H102ZM101 59V60H102ZM106 59V58H105ZM112 59V57L110 58V60ZM114 59V58H113ZM133 59V58H132ZM160 59V58H159ZM118 60V59H117ZM126 60V59H125ZM127 60H128V58H127ZM131 60V59H130ZM129 60V61H130ZM103 61H104V59H103ZM120 61V60H119ZM119 61H117V63H119ZM132 61H134V60H132ZM154 61H156V63L154 62ZM101 61L99 60V63H100ZM135 62H133V64L135 63ZM106 63V62H105ZM104 63V64H105ZM111 63V62H110ZM109 63V64H110ZM154 63V64H153ZM103 64V65H104ZM122 64V63H121ZM124 64V63H123ZM126 64V63H125ZM124 64V65H125ZM131 64V63H130ZM262 64V65H261ZM100 65V64H99ZM102 65V64H101ZM102 65V66H103ZM113 65H115L114 63H113ZM120 65V64H119ZM108 66V65H107ZM106 65H105V67H107ZM116 66V65H115ZM123 66V65H122ZM128 66V65H127ZM131 66H133V65H131ZM50 67V66H49ZM139 67V68H138ZM108 68V67H107ZM115 68V67H114ZM117 68L118 67H116L115 68V70L114 71H116L117 70ZM120 68V67H119ZM118 68V69H119ZM130 68V67H129ZM110 69H112V67H110ZM121 69V68H120ZM125 69H127V68H125ZM133 69H132V71H133ZM106 70V69H105ZM109 70V69H108ZM107 70V71H108ZM65 71V70H64ZM113 71V70H112ZM62 72V71H61ZM154 72V71H153ZM160 72V71H159ZM183 72V73H182ZM65 73H67V72H65ZM142 73V72H141ZM140 73V74H141ZM155 73L157 74V72L155 71ZM63 74V73H62ZM184 76H183V75ZM185 74L186 75H188L187 77L188 78H186L185 77ZM60 75H61V73H60ZM66 75V74H65ZM137 75H139L138 73H137ZM132 76H134V74L132 75ZM63 77H64V74H63ZM67 77V76H66ZM138 77V76H137ZM155 77H157V76H155ZM157 77V78H158ZM139 78H140V75H139ZM130 79V78H129ZM152 79V78H151ZM155 79V78H154ZM131 80H132V77H131ZM135 81L137 82L138 81V79L136 80L135 79ZM134 81V82H135ZM153 81V80H152ZM136 82L134 83V84H136ZM138 83V84H139ZM131 86V85H130ZM137 86V85H136ZM139 86V85H138ZM137 86V87H138ZM105 87V86H104ZM132 87V86H131ZM132 89V88H131ZM136 89V88H135ZM155 89V90H154ZM104 90V89H103ZM107 90V89H106ZM147 90H149V91H147ZM107 92V91H106ZM105 92V93H106ZM25 93V92H24ZM23 93V94H24ZM136 94V93H135ZM75 95H76V93H75ZM107 95V94H106ZM26 96V95H25ZM84 96V95H83ZM82 96V97H83ZM27 97V96H26ZM79 97V96H78ZM85 98H86V96H84ZM133 97V96H132ZM137 97V96H136ZM21 98V97H20ZM74 98V97H73ZM19 99V98H18ZM26 99V98H25ZM25 99H24V101H25ZM75 99V98H74ZM77 99V98H76ZM112 99V98H111ZM102 100V99H101ZM108 100H109V98H108ZM113 100V99H112ZM115 100V99H114ZM110 101V102H115V101ZM21 101V100H20ZM26 101H27V99H26ZM105 101H107V100H105ZM17 102V101H16ZM83 102H85L84 100H83ZM103 102V101H102ZM125 102V101H124ZM15 103V102H14ZM79 103H80V101H79ZM87 103V102H86ZM18 104H20V103H18ZM24 104H25V102H24ZM107 104V103H106ZM111 104V103H110ZM109 104V105H110ZM122 104V103H121ZM143 104V103H142ZM146 104V105H147ZM16 105V104H15ZM21 105V104H20ZM19 105V106H20ZM65 105V104H64ZM63 105V106H64ZM118 105V104H117ZM116 105V108L118 107ZM120 105V104H119ZM145 104H144V109H146L145 108V106H146ZM150 105V106H149ZM111 106V105H110ZM113 106V105H112ZM16 107H17V105H16ZM65 107V106H64ZM113 107H115V106H113ZM112 107V110L114 109V110H116L115 108H113ZM122 107H124V106H122ZM134 107H135V105H134ZM140 107V106H139ZM71 108V107H70ZM108 107H106V109H107ZM156 108H158V106L156 107ZM66 109V108H65ZM109 109V108H108ZM111 109V108H110ZM132 109V108H131ZM142 109H143V107H142ZM141 109V110H142ZM151 109V108H150ZM149 108H147V110H150ZM76 110H78V109H76ZM75 110V111H76ZM113 110V111H114ZM118 110V109H117ZM120 110H122L121 108H120ZM110 111V110H109ZM129 111V110H128ZM131 111V110H130ZM130 111H129V113H130ZM140 111V110H139ZM145 111V110H144ZM112 112V111H111ZM121 112V111H120ZM123 113L124 112H126V113H128L127 111H122ZM122 112L120 113V115H122ZM136 112H137V110H136ZM142 112V111H141ZM141 112H140V114H141ZM147 112V111H146ZM149 112V111H148ZM166 112H168V113H166ZM66 113V112H65ZM67 113H69V111L67 112ZM105 113H109V112H106L105 111ZM114 113L116 114V111H114ZM118 113V112H117ZM135 113V112H134ZM133 112H132V116H133V114H134ZM139 113V112H138ZM155 113V112H154ZM75 114H76V112H75ZM114 114V115H115ZM125 114V113H124ZM147 115H146V118L148 117V113H146ZM150 114V113H149ZM153 114V113H152ZM109 115H111V114H109ZM113 115V114H112ZM135 115V114H134ZM156 115V114H155ZM155 115H154V118H155ZM256 115V114H255ZM72 116H74L73 114H72ZM115 116H117V115H115ZM125 116V118L124 119H126V115H123V117ZM129 116H130V114H129ZM138 116H140V115H138ZM149 116H151V115H149ZM157 116V115H156ZM168 116V115H167ZM257 116V115H256ZM260 116V115H259ZM114 117V116H113ZM118 117L119 116H117V117H115L116 119H118ZM121 117V116H120ZM123 117H122V119H123ZM131 117V116H130ZM135 117H136V115H135ZM143 117V118H142ZM132 118V117H131ZM145 117L144 116H142L141 115V118H136V119H140V120H143ZM145 118V119H146ZM153 118V117H152ZM151 118V119H152ZM156 118H158V117H156ZM145 119H144V121H145ZM165 119V120H166ZM252 119V120H251ZM119 120H121V119H119ZM119 120H116V121H118L119 122ZM128 120H130L129 118H128ZM157 120V119H156ZM166 120V121H167ZM184 120V119H183ZM126 121H127V119H126ZM132 121H133V119H132ZM146 121H148L147 119H146ZM149 121H151L150 120V118H149ZM189 121V122H188ZM187 122H183L184 124V126L185 127H191V125L190 124H193L194 125V123H192V122H190L191 120H188ZM121 122V121H120ZM137 122V121H136ZM139 122V121H138ZM137 122V123H138ZM141 122V121H140ZM156 123H158V121H155ZM163 122V121H162ZM181 122V123H182ZM242 122V123H241ZM110 123V122H109ZM114 123H116L115 122V120H114ZM127 123V122H126ZM141 123H143V122H141ZM147 123V122H146ZM180 123V122H179ZM233 123H235V126H236V124H237V126L235 127L237 130L236 131H238V133L239 134H241V136H235V135H233V134H238L233 128H232V126H234V124ZM239 123L241 124V126H239ZM247 123V122H246ZM118 124H120V123H118ZM122 124H123V122H122ZM148 124V123H147ZM167 124V123H166ZM243 124H245V123H243ZM128 125V124H127ZM144 125V124H143ZM142 125V126H143ZM153 125V124H152ZM158 125V124H157ZM159 125H160V123H159ZM164 125H165V123H164ZM163 123H162V125H160L162 128H163ZM170 125V124H169ZM192 125V126H193ZM247 125V124H246ZM246 125H245V127H246ZM16 126V125H15ZM107 126H110V125H107ZM114 126V125H113ZM133 127H134V124L132 125ZM137 126V125H136ZM148 126H150V124L148 125ZM148 126H146V125H144V127H148ZM167 126H168V124H167ZM181 127H182V125H180ZM12 127H14V126H12ZM75 127V126H74ZM124 127V126H123ZM126 127V129H128V127L127 126H125ZM130 127V126H129ZM154 127V126H153ZM157 127V126H156ZM152 128L153 130L152 131H154L155 132V130L154 129H158V128ZM160 127V128H161ZM189 127V128H190ZM244 127V128H245ZM248 127H246L247 129H248ZM11 128V127H10ZM23 128L24 127H16V129L14 130V134H16V135H18V137L19 136H21L22 134L24 135V133H25V128H24V130H23ZM79 128V127H78ZM108 128H111V126L110 127H108ZM120 128V127H119ZM119 128H117V129H119ZM161 128V130H165V129H162ZM169 128V127H168ZM187 128H185V129H187ZM191 128H194V127H191ZM236 132V133H234V131L232 130V129ZM242 128H241V130H242ZM243 128V129H244ZM124 130V129H121L119 132H121V133H119V136H120V134H121V136L123 137V138H126L127 139V137H126V133L129 131V129L128 130ZM136 129H137V127H136ZM143 129V128H142ZM141 129V130H142ZM73 130V129H72ZM81 128L78 130V132H81ZM147 130V129H146ZM169 130V129H168ZM183 130H184V128H183ZM13 131V130H12ZM11 131V132H12ZM108 131V130H107ZM111 131V130H110ZM118 131V130H117ZM139 131V130H138ZM150 132H151V129L149 130ZM157 131V130H156ZM171 131V132H172ZM178 131V132H177ZM185 131V130H184ZM191 131V130H190ZM233 131V132H232ZM240 131V132H239ZM245 131H249V130H245ZM8 132H10V131H8ZM18 132H21V134H17ZM115 132V131H114ZM153 132V135L154 134H156V133H154ZM159 132V131H158ZM220 132V133H219ZM1 133V132H0ZM47 133V132H46ZM46 133H44V134H46ZM71 133H72V131H71ZM143 133V132H142ZM165 133V132H164ZM178 133V134H179ZM190 134H191V132H189ZM189 133H183V134H189ZM251 133V134H252ZM5 134V133H4ZM11 134V133H10ZM49 134V133H48ZM55 134V133H54ZM159 134H161V133H159ZM159 134H156V135H158L159 137H158V140L160 139V135ZM167 134V133H166ZM172 135L171 136H173L174 134L173 133H171ZM181 134H182V132H181ZM180 134V135H181ZM190 134H189V138L191 137L190 136ZM250 134V133H249ZM6 135H7V133H6ZM23 135H22V137H23ZM51 135V134H50ZM115 135V134H114ZM116 135H118V134H116ZM147 135V134H146ZM192 135V134H191ZM222 135V136H221ZM232 135H233V137L236 139H238L236 142H238L239 141V144H238V146H236V144H235V141H234V143H232L233 141H231V138H232ZM244 135H247V139L249 138L248 137V134H247V132H246V134H244ZM254 135H256V133L254 134ZM253 135V136H254ZM5 136V135H4ZM47 136V135H46ZM108 136H110V134L108 135ZM139 136V135H138ZM149 136H151L150 135V133H149ZM165 136V135H164ZM168 136V135H167ZM175 136V135H174ZM188 136V135H187ZM193 136H195V135H193ZM193 136L191 137V138H193ZM202 136V135H201ZM201 136H200V139H201ZM204 136V135H203ZM202 136V138H205V137H203ZM220 136V138H222L221 139V141H219V139L220 138H218ZM250 136H252V135H250ZM260 136L261 135H259V137L258 138H260ZM263 136V135H262ZM3 137V136H2ZM8 137V136H7ZM12 137V136H11ZM45 137V136H44ZM111 137V136H110ZM154 137H156L155 135L153 136V138H152V142L154 141L153 139H154ZM162 137V136H161ZM177 137V136H176ZM179 137V136H178ZM181 137V136H180ZM14 138V137H13ZM21 138V137H20ZM46 138V137H45ZM132 138V137H131ZM130 138V139H131ZM139 138V137H138ZM141 138V137H140ZM146 138V137H145ZM150 138V137H149ZM182 138H183V136H182ZM181 138V139H182ZM185 138V137H184ZM187 138V137H186ZM188 138V139H189ZM199 139V137H196L195 136V138L194 139ZM205 138V140H207ZM233 138V139H234ZM254 138V137H253ZM262 138V137H261ZM264 138V137H263ZM112 139V138H111ZM136 139V138H135ZM142 139V138H141ZM162 139V138H161ZM168 139H170L171 140V138H170V136H169V138ZM172 139H173V137H172ZM175 139V138H174ZM180 139V141L179 142H181L182 140ZM194 139H192V140H194ZM217 139H218V141H217ZM232 139V140H233ZM250 139H252V138H250ZM115 140V139H114ZM122 140V139H121ZM155 140H157V139H155ZM169 140V141H170ZM176 140V139H175ZM174 140V141H175ZM178 140H179V138H178ZM205 140H203V141H205ZM256 140V139H255ZM262 140H264V139H262ZM127 141V140H126ZM129 141V140H128ZM142 140H140V142H141ZM187 141V140H186ZM185 141V142H186ZM203 141H201V142H203ZM248 141V140H247ZM246 141V142H247ZM258 141V140H257ZM73 141H69V144H67L68 145V157L70 158V162L72 161L75 165H76V163H77V160L76 159H78L77 157H76V153H77V151H75V149L76 148H74L75 146H74V143H72ZM119 142H121V141H119ZM159 143H161L160 141H158ZM168 142V141H167ZM173 141H171V143H172ZM184 142V141H183ZM197 142V141H196ZM200 142V141H199ZM198 142V143H199ZM219 142V143H218ZM222 142V143H221ZM224 142V143H223ZM240 142H241V144H240ZM259 142V141H258ZM262 142V141H261ZM122 144H123V146H124V148H126V149H128V150H133L132 149V146H131V148H130V146L129 145H127L123 140H122V142H121ZM130 143H132V141H130ZM154 143H156V142H153V144ZM163 143H164V141H163ZM166 143V142H165ZM178 143V142H177ZM177 143H175L176 144V146H174V147H177L178 145H177ZM193 143H195V142H193ZM248 144H249V141L247 142ZM247 143H246V145H244V146H242L240 149H244L245 147L246 148H248L247 147ZM257 143V142H256ZM264 142H262V144H263ZM113 144V143H112ZM149 144V143H148ZM168 144V143H167ZM179 144V143H178ZM189 144V143H188ZM191 144H192V142H191V139H190V148H191ZM255 144V143H254ZM260 144V143H259ZM110 145V144H109ZM179 145H182V144H179ZM204 145V144H203ZM202 145V146H203ZM212 145V144H211ZM210 145V146H211ZM212 145V146H213ZM230 145V146H229ZM137 146V145H136ZM152 146V145H151ZM150 146V147H151ZM156 146H157V144H156ZM168 146H170V145H168ZM171 146L173 147V144H171ZM192 146H193V144H192ZM206 146V145H205ZM205 146H204V148H205ZM249 146V145H248ZM255 146V145H254ZM256 146H257V144H256ZM129 147V148H128ZM133 147H134V145H133ZM141 147H142V145H141ZM154 146H152L151 148H153ZM179 147V150L181 149V148H184L183 146L182 147H180V146H178ZM177 147V148H178ZM187 147V146H186ZM189 147V146H188ZM187 147V150L189 149ZM195 147V146H194ZM193 147V148H194ZM207 147V146H206ZM208 147H209V144H208ZM207 147V148H208ZM219 147V148H218ZM108 148V147H107ZM115 148V147H114ZM155 148H157V147H155ZM162 148V147H161ZM196 148V147H195ZM194 148V149H195ZM199 148V147H198ZM201 148V147H200ZM200 148H199V152L198 153H196L197 152V150H196V152L194 151V153L196 154V156H197V154H199L200 153ZM214 148V147H213ZM119 149H121V148H119ZM125 149V150H126ZM148 149V148H147ZM162 149H164V148H162ZM185 149V148H184ZM197 149V148H196ZM211 150H209V151H213L212 150V147L210 148ZM215 149V148H214ZM220 149H219V151H220ZM138 149H136V151H137ZM141 150V149H140ZM167 150V149H166ZM172 150V149H171ZM191 150H192V148H191ZM202 150H203V148H202ZM205 150H206V148H205ZM208 150V149H207ZM238 150V149H237ZM237 150H235L236 152H237ZM111 152H110V154H111V158L114 160L116 157V155H115V149H113V146H112V150H110ZM160 151V150H159ZM181 151H183L182 149H181ZM185 151V150H184ZM183 151V152H184ZM188 151H190V150H188ZM120 152V151H119ZM145 152V151H144ZM152 152V151H151ZM162 152V151H161ZM177 152H178V150H177ZM187 152V151H186ZM186 152H185V154H186ZM214 152H216V151H213V153ZM234 152V151H233ZM233 152H231V153H233ZM259 152V151H258ZM260 152H262V153H264V151H260ZM86 153V152H85ZM121 153V152H120ZM131 154H132V151L130 152ZM153 153V152H152ZM158 153V152H157ZM162 153H164V152H162ZM166 153V152H165ZM173 153H174V151H173ZM179 153V152H178ZM213 153H211V152H209V154L211 155V154H213ZM230 153V152H229ZM257 153V152H256ZM70 154V155H69ZM79 154V152L77 153V155ZM88 153H86V155H87ZM130 154V155H131ZM134 154V153H133ZM137 154V153H136ZM135 154V155H136ZM151 154V153H150ZM149 154V155H150ZM155 154V153H154ZM171 155H172V153H170ZM176 153H174V157L176 156V155H178V154H176ZM181 154V153H180ZM183 154V153H182ZM203 154V153H202ZM215 154V153H214ZM220 154H221V152H220ZM260 154V153H259ZM258 154V155H259ZM80 156H81V154H79ZM89 155H91V154H89ZM89 155H87V156H89ZM119 155V154H118ZM140 155H141V153H140ZM163 155H165V154H162V157L161 158H163V162H164V166L165 167H168L169 165H166V160L164 161V159H166V158H164V156ZM171 155H168V156H171ZM188 155H189V153H188ZM191 155V154H190ZM189 155V156H190ZM192 155H193V153H192ZM191 155V156H192ZM226 155V154H225ZM229 155V154H228ZM228 155H226V157H228V158H226L227 160L229 159V157H230V159L231 158H234L236 155H235V153H234V156H228ZM231 155H233V154H231ZM257 155V156H258ZM262 154H260V156H261ZM83 156V155H82ZM84 156H85V154H84ZM127 156V155H126ZM129 156V155H128ZM143 156V155H142ZM144 156H145V154H144ZM143 156V157H144ZM154 156V155H153ZM155 156H156V154H155ZM167 156V155H166ZM171 157V159L172 158H174V157ZM195 156V155H194ZM216 156H217V154H216ZM256 156V157H257ZM263 156V155H262ZM79 157V156H78ZM90 157V156H89ZM89 157H86V158H88L89 159ZM183 157V156H182ZM182 157H180V158H182ZM184 157H187V156H185L184 155ZM202 157H204L203 155H202ZM85 158V159H86ZM132 158H133V160H132ZM132 158H129V159H127L128 161L126 162L127 163V165L126 166H128V168L129 167H131L132 165H133V163L135 162V160H136V158H135V160H134V157H132ZM139 158H142V157H140L139 156ZM169 159H170V157H168ZM175 158H177V157H175ZM189 158V157H188ZM191 158H193V161H194V157L192 156ZM190 158V162L192 163V159ZM214 158V157H213ZM217 158V157H216ZM220 158V157H219ZM236 158V157H235ZM259 158V157H258ZM85 159H84V161H85ZM87 159V160H88ZM155 159H159V158H155ZM168 159V160H169ZM186 159V158H185ZM196 159V158H195ZM215 159V158H214ZM238 159V158H237ZM260 159V158H259ZM258 159V160H259ZM263 159H264V157H263ZM66 160H68V159H66ZM145 160V159H144ZM167 160V161H168ZM189 160V159H188ZM188 160H187V162H188ZM197 160V159H196ZM216 160V159H215ZM218 160V159H217ZM233 160V159H232ZM235 160V159H234ZM239 161L241 160V159H238ZM255 160V159H254ZM257 160V159H256ZM258 160H257V162H258ZM261 160V159H260ZM79 161V160H78ZM83 161V162H84ZM118 161V160H117ZM140 161V160H139ZM147 161H149V160H146V162ZM159 161H160V159H159ZM161 161H162V159H161ZM174 161H175V159H174ZM174 161H172L173 162V164H174ZM204 161V160H203ZM236 161V160H235ZM86 162V161H85ZM94 162V161H93ZM116 162V161H115ZM119 162V161H118ZM121 162V161H120ZM124 162V161H123ZM143 162V161H142ZM152 162V161H151ZM156 162V161H155ZM172 162H170L169 161V163L168 164H170V163H172ZM177 162V161H176ZM214 162H216V161H214ZM232 162V161H231ZM230 162V163H231ZM241 162V161H240ZM256 162V163H257ZM259 162H262V161H259ZM67 163H68V161H67ZM136 163V162H135ZM179 163V162H178ZM190 163V164H191ZM194 163H198V162H193V164ZM200 163H201V161H200ZM199 163V164H200ZM229 163V162H228ZM69 164V163H68ZM74 164H72V165H74ZM124 164H125V162H124ZM142 164V163H141ZM147 164V163H146ZM151 164V163H150ZM155 164V163H154ZM172 164V165H173ZM181 165H182V160H181V163H180ZM179 164V165H180ZM183 164H184V162H183ZM189 164V165H190ZM202 164V163H201ZM204 164V163H203ZM202 164V165H203ZM226 164V163H225ZM224 164V165H225ZM258 164V163H257ZM115 165V164H114ZM113 165V166H114ZM137 165H139L138 163H137ZM153 165V164H152ZM157 165H158V163H157ZM156 165V166H157ZM159 165H160V163H159ZM175 165L177 166V164L175 163ZM179 166L181 169H183V167L182 166ZM188 165V166H189ZM192 165V164H191ZM190 165V167H192ZM208 165V164H207ZM209 165H210V163H209ZM212 165L213 164H211V167H212ZM90 166V165H89ZM146 166V165H145ZM151 166V165H150ZM162 166V168H161V173L164 171H162V169L164 168L163 167V165H161ZM186 166V165H185ZM184 166V168H186ZM194 166V172L196 171V168H195V164L193 165ZM217 166V165H216ZM82 168L84 167L85 168V165L84 166H81ZM118 166L116 165V168H117ZM170 167V166H169ZM168 167V168H169ZM210 166H208V168H209ZM210 167V168H211ZM219 167V166H218ZM222 167V166H221ZM254 167V169H253V171H254V175H251L252 174V172H251V174L249 175L248 174V171L251 169H249L248 171H246L247 172V174L248 175H246V176H248V177H243V178H245L244 179V183H243V185H238V187H236V186H234L235 185V183H234V185H233V187H236L237 189L235 190V192L233 191V196H231V197H233L232 199L233 200H231L230 198H228L226 195V197L228 198H226L227 200H226V203L225 202H223V203H225L224 205H226L227 207H229L230 205H231V202L229 203L230 205H227V203H228V200L230 199L231 201H233L232 202V204H234V208H236V207H238V208H240L241 210H242V206L244 205V207L246 206V209L247 208H249L250 206H251V204H253V205H258L259 207H260V204H261V202L262 203H264V199H263V194H264V192H261L259 189H258V193H257V191H256V197H252V194L255 192L254 191V187H255V185H256V187L258 186L259 187V185L258 184H256V177L259 175V172H258V175H257V171L260 169V170H263L264 169V162H262V164H260L259 163V166H253ZM255 167L256 168H259L258 170H256L255 169ZM7 168V167H6ZM79 168V167H78ZM90 168V167H89ZM145 168V167H144ZM171 168V167H170ZM169 168V171L171 170ZM189 168V167H188ZM187 168V169H188ZM199 168V167H198ZM200 168H202V167H200ZM213 168H214V166H213ZM10 169V168H9ZM8 169V170H9ZM112 169V168H111ZM134 169V168H133ZM143 169V168H142ZM156 169V168H155ZM157 169H158V167H157ZM156 169V170H157ZM176 169V168H175ZM179 169V168H178ZM190 169H192V168H190ZM207 169V168H206ZM11 170V169H10ZM78 170H81V168H79ZM84 170V169H83ZM113 170V169H112ZM117 170H119V169H117ZM116 170V171H117ZM146 170V169H145ZM159 170V169H158ZM172 170H174L173 168H172ZM185 170V169H184ZM252 170V169H251ZM250 170V171H251ZM180 171V170H179ZM182 171V170H181ZM210 171V170H209ZM216 171V170H215ZM219 171V170H218ZM255 171H256V175L257 176H255ZM7 172V171H6ZM12 172V170L10 171V173ZM82 172V171H81ZM115 172V171H114ZM147 172V171H146ZM176 172V171H175ZM174 172V173H175ZM183 172V171H182ZM189 172V173H188ZM198 172H199V170H198ZM198 172H196V173H198ZM203 172V171H202ZM131 173H132V171H131ZM142 173V172H141ZM144 173V172H143ZM158 173V172H157ZM168 174V171L166 170V172H165V174ZM172 173V172H171ZM173 173V174H174ZM177 173H179V172H177ZM181 173V172H180ZM185 173H186V170H185ZM185 173H183V174H185ZM196 173H194V174H192V172L191 171H189V169H188V171H187V174H190V176H191V174L193 175V177L195 176V174ZM200 173V172H199ZM220 173H221V171H220ZM219 173V174H220ZM14 174V173H13ZM84 174V173H83ZM116 174V173H115ZM154 174V173H153ZM159 174V173H158ZM204 174L206 175V173L204 172ZM212 174V173H211ZM214 174H215V172H214ZM216 174H218V173H216ZM112 175H114V174H112ZM132 175V174H131ZM141 175V174H140ZM147 175H148V173H147ZM160 175V174H159ZM175 175V174H174ZM179 175V174H178ZM177 175V176H178ZM115 177H116V175H114ZM113 176V177H114ZM123 176H125V175H123ZM145 176V175H144ZM152 176V175H151ZM160 176H162V175H160ZM159 176V177H160ZM165 176H168V175H165ZM184 176V175H183ZM196 176L198 177V179L199 180H201V178H203L204 179V177L205 176H203V177H201L200 175H197L196 174ZM195 176V177H196ZM211 176H213V174L212 175H210V177ZM112 177V176H111ZM156 178H157V176H155ZM179 177H181V175L179 176ZM185 177V176H184ZM183 177V178H184ZM194 177V178H195ZM217 177V176H216ZM133 178H134V175H133V177H132V180H133ZM141 178V177H140ZM151 178V177H150ZM149 178V179H150ZM152 178H153V176H152ZM161 178V177H160ZM165 178V181H166V177H164ZM164 178H162V180H164ZM170 177H168V179H169ZM208 178V177H207ZM206 178V179H207ZM258 178H260V176H258L257 177V179ZM262 178H264V177H262ZM114 179H116V178H114ZM135 179V178H134ZM139 179V178H138ZM145 179H147L146 178V176H145ZM148 179V181L150 182V180ZM174 179H176V178H174ZM174 179L172 178V181H173V183H174ZM179 179H181V178H179ZM185 179V178H184ZM191 179V178H190ZM213 179V178H212ZM216 179V178H215ZM261 179V178H260ZM131 180V181H132ZM170 181H171V178L169 179ZM176 180H178V179H176ZM188 180V179H187ZM192 180H194L193 178H192ZM195 180H197V178H195ZM194 180V181H195ZM199 180H198V182L196 181L195 182V184L197 183H199ZM205 180V179H204ZM259 180V179H258ZM264 180V179H263ZM147 181V180H146ZM156 181H158V179L156 180ZM164 181V182H165ZM170 181H169V183H170ZM182 181V180H181ZM184 181H186V180H184ZM189 181V180H188ZM193 181V182H194ZM213 181V180H212ZM240 181H242V179L240 180ZM129 182V181H128ZM135 182V181H134ZM133 182V183H134ZM139 182V181H138ZM177 182V181H176ZM176 182H175V185H176ZM180 182V181H179ZM178 182V183H179ZM208 182H210V181H208ZM236 182V181H235ZM243 182V181H242ZM260 182V181H259ZM158 183V182H157ZM161 183V182H160ZM166 183H167V181H166ZM181 183V182H180ZM206 183H207V180H206ZM205 183V184H206ZM211 183V182H210ZM258 183V182H257ZM114 184V183H113ZM147 184H148V182H147ZM153 184H154V181H153ZM153 184H151L150 186H153ZM184 184H187V183H184ZM192 183H190V185H191ZM194 184V183H193ZM193 184H192V188H193ZM194 184V185H195ZM196 184V185H197ZM233 184V183H232ZM143 185H144V183H143ZM158 185V184H157ZM161 184H159V187H161L160 186ZM175 185H173V186H175ZM179 185V184H178ZM181 185V184H180ZM179 185V186H180ZM183 185V184H182ZM195 185V186H196ZM201 185H203L204 186V184H201ZM222 185V184H221ZM223 185H224V183H223ZM222 185V186H223ZM261 185V184H260ZM133 186V185H132ZM138 186H139V184H138ZM142 186V185H141ZM170 186H171V183H170ZM185 186V185H184ZM194 186V187H195ZM198 186H199V189H200V183L198 184ZM226 186H228L227 184H226ZM230 186V185H229ZM130 187V186H129ZM136 186H134V188H135ZM145 187V186H144ZM154 187V186H153ZM178 187V186H177ZM183 187V186H182ZM205 187V186H204ZM208 187H210V184H209V186ZM207 187V188H208ZM224 187V186H223ZM128 188V187H127ZM147 188V187H146ZM149 188V190H151L150 189V187H148ZM164 188V187H163ZM162 188V189H163ZM176 188V187H175ZM187 188H189L188 187V185H187ZM192 188L190 189V190H192ZM196 188V187H195ZM194 188V189H195ZM203 188V187H202ZM201 188V189H202ZM207 188H204V189H206L207 190ZM226 188V187H225ZM260 189H261V187H259ZM139 189V188H138ZM167 189V188H166ZM179 190L181 189V188H178ZM204 189H202V190H204ZM211 189V188H210ZM209 189V190H210ZM228 189H230V188H228ZM232 189V188H231ZM252 189H253V191H252ZM255 189H257V188H255ZM263 190H264V187L262 188ZM155 190V189H154ZM170 190V189H169ZM168 190V191H169ZM174 190V189H173ZM173 190H172V192H173ZM179 190H176L177 192L179 191ZM182 190H185V187L184 188H182L180 191H182ZM187 190V189H186ZM185 190V191H186ZM202 190H200V191H202ZM206 190H205V192H206ZM209 190H207V192L209 191ZM216 190V189H215ZM221 190V189H220ZM222 190H223V188H222ZM129 191V190H128ZM134 191H135V189H134ZM158 191H159V189H158ZM158 191H157V194H158ZM163 191H164V189H163ZM175 191V192H176ZM195 190H193V192H194ZM199 191V190H198ZM232 191V190H231ZM261 193H263V194H261ZM148 192H150V191H148ZM160 194H161V189H160ZM167 192V191H166ZM170 192V191H169ZM205 192H203V193H205ZM206 192V193H207ZM224 192H226V190L224 191ZM230 192V191H229ZM154 193H156V192H154ZM163 193V192H162ZM185 193V192H184ZM188 192L186 191V193L185 194H187ZM192 193V192H191ZM196 192H194V194H195ZM208 193H210V191L208 192ZM207 193V194H208ZM216 193V192H215ZM218 194H219V192H217ZM216 193V195H218ZM223 193V192H222ZM231 193V192H230ZM234 193H235V195H234ZM261 195H263V196H261ZM133 194V193H132ZM135 194V193H134ZM149 194V193H148ZM151 194V193H150ZM149 194V195H150ZM159 194V196H163V195H160ZM165 194V193H164ZM166 194H169V193H166ZM176 194V193H175ZM181 194H183L182 192H181ZM201 194V193H200ZM210 194H212V192L210 193ZM224 194V193H223ZM232 194V193H231ZM259 196H261V197H257L258 195ZM6 195V197H8V195L7 194H5ZM5 195L3 196V197H5ZM129 195V194H128ZM177 195V194H176ZM180 195V193L178 192V195L177 196H179ZM188 195H189V193L187 194V199H188V202H189V198H190V196H192V194H190V196H189V198H188ZM148 196V195H147ZM181 196V195H180ZM194 196V195H193ZM201 196V195H200ZM221 196V195H220ZM223 196V195H222ZM221 196V197H222ZM151 197V196H150ZM153 197V196H152ZM151 197V198H152ZM155 198L154 199H156V196H154ZM157 197H158V195H157ZM164 197H166V196H164ZM173 197V196H172ZM186 197H185V199H186ZM207 197H210V196H208L207 195ZM214 197V196H213ZM217 197V196H216ZM230 197V196H229ZM130 199H131V196L129 197ZM166 198H169V197H166ZM175 198V197H174ZM199 198V197H198ZM205 198V197H204ZM212 198V197H211ZM223 198V197H222ZM6 199V198H5ZM8 199V198H7ZM146 199V198H145ZM164 199V198H163ZM176 199V198H175ZM182 199V198H181ZM191 199H192V197H191ZM253 199V201H251ZM129 200V199H128ZM133 200V199H132ZM140 200V199H139ZM142 200V199H141ZM140 200V201H141ZM158 200H160L159 198H158ZM167 200V199H166ZM180 200V199H179ZM219 200V199H218ZM263 200V201H262ZM139 201V202H140ZM143 201V200H142ZM149 201H151V200H149ZM156 201V200H155ZM162 201V200H161ZM160 201V202H161ZM197 201H199L198 199H197ZM211 201V200H210ZM220 202H221V204L223 205V203H222V200H219ZM223 201H225V199L223 200ZM254 201H258L259 203H257L256 204V202H255V204L254 203H250V202H254ZM138 202V201H137ZM165 202V201H164ZM163 202V204H165ZM166 202H168V201H166ZM180 202V201H179ZM183 202H185V200L183 201ZM204 202V201H203ZM186 203H187V201H186ZM190 203V202H189ZM195 203H196V201H195ZM198 203V202H197ZM205 203V202H204ZM154 204V203H153ZM171 204H174V203H171ZM177 204H178V202H177ZM248 204H250V206H248L247 207V205ZM6 205V204H5ZM140 205H143V203H141ZM146 205H147V203H146ZM150 205V204H149ZM158 205V204H157ZM156 205V206H157ZM161 205V204H160ZM159 205V206H160ZM167 205V204H166ZM170 205V204H169ZM184 205V204H183ZM191 205H193V203L191 204ZM209 205V204H208ZM211 205V204H210ZM213 205V204H212ZM217 205V204H216ZM144 206H145V204H144ZM155 206V209L157 208ZM168 206V205H167ZM186 206V205H185ZM185 206L184 207H182V208H185ZM207 206V205H206ZM218 206V205H217ZM150 207H152L151 205H150ZM154 207V206H153ZM164 207V206H163ZM174 207V206H173ZM186 207H188V206H186ZM196 207H198V209H199V206H197L196 205ZM224 207V206H223ZM233 207V206H232ZM232 207H229L228 209L229 210H233L232 209ZM242 207V208H241ZM251 207H253V209H254V206H251ZM1 208V207H0ZM142 208H144V207H142ZM146 208V207H145ZM149 208V207H148ZM147 208V209H148ZM172 208V207H171ZM176 208H177V205H176ZM179 208V207H178ZM181 208V209H182ZM190 208V207H189ZM211 207L209 206V209H210ZM216 208V207H215ZM220 208V207H219ZM211 209V211L209 210V211H207L206 210V208H204L203 207V209H204V211H203V209H202V207H201V212H200V210H197V212H200L199 214H197V221L198 222H200L201 221V223H202V220L204 221V220H206V219H209V217L210 216H212V215H214L215 213H217L218 214V212H220L221 210H222V208H220V209ZM152 209V208H151ZM160 209H161V207H160ZM169 209V208H168ZM194 209V208H193ZM208 209V208H207ZM237 209V208H236ZM240 209H238V210H240ZM244 209V208H243ZM252 209V210H253ZM119 210H120V208H119ZM163 210V209H162ZM170 210V209H169ZM172 210H173V208H172ZM176 210V209H175ZM187 210V209H186ZM191 210V209H190ZM218 210H220V211H218ZM229 210H228V213H229ZM140 211V210H139ZM153 211V210H152ZM183 211H184V209H183ZM182 211V212H183ZM249 211L251 212V210H250V208H249ZM141 212V211H140ZM150 212V211H149ZM166 212V211H165ZM164 211H163V213H165ZM172 212V211H171ZM181 212V213H182ZM190 212H192V211H190ZM222 212H224V211H222ZM226 212V211H225ZM230 212H232V211H230ZM246 212V211H245ZM96 213V212H95ZM155 213V212H154ZM157 213H158V211H157ZM156 213V214H157ZM189 213V212H188ZM227 213V212H226ZM227 213V214H228ZM90 214V213H89ZM142 214V213H141ZM159 215H162V213L160 214V213H158ZM166 214H168V213H166ZM178 214H179V211H178ZM191 213H189V215H190ZM195 214V213H194ZM239 214V213H238ZM242 214V213H241ZM244 214V213H243ZM91 215V214H90ZM143 215V214H142ZM181 215V214H180ZM221 215V214H220ZM223 215V214H222ZM222 215H221V217H222ZM251 215V214H250ZM121 216V215H120ZM126 216V215H125ZM146 216V215H145ZM149 216V215H148ZM166 216V215H165ZM186 216V215H185ZM226 216V215H225ZM239 216V215H238ZM244 216V215H243ZM64 217V216H63ZM63 217H62V219H63ZM96 217H98V216H96ZM127 217V216H126ZM126 217L123 219L122 218V220H118L117 221V226H118V228H120L121 230H123L122 232H123V237H125L124 238V240H123V242H121L120 241V243H118V245H117V247L120 249H118L119 251H121V252H119L118 251V253H121V255L123 256V255H125V257L126 256H128V255H132V252L133 251H137V252H141V254H142V252H144L145 250H146V252L148 251H150V253H152V254H154V256L156 255V256H165V258H164V260H162V256H161V261L160 260H158L159 261V263L160 264H162V262L164 263V264H208L209 262H210V260H211V258H209L210 260H208V256L207 257H205L206 256V254H205V256H201V249L199 250V249H197L196 247H195V249L197 250H195V249H193L192 247L193 246H191V249L189 250V249H187V246L186 245H184V244H186L184 241H186V239H192V234H191V238L190 237H188L189 235H187V234H190V227H189V230H188V227H182L181 229H179L177 232L176 231H173L172 229V231L170 230V229H168L167 227H166V225H167V223L169 224V219H168V217H164V214H163V217H161V218H158L156 221L154 220L153 221V218H152V221L153 222H155L154 224H152V226L154 225L155 226V228L153 229V228H151L152 226L149 224V226H150V228H149V226H148V229L149 230H146L145 228L144 229H138V230H136V229H133V230H131L130 228L131 227H133V226H129L131 223L128 221V219H126ZM144 217V216H143ZM181 217H183L182 215H181ZM192 217V216H191ZM191 217H190V219H191ZM195 217V218H196ZM214 217V216H213ZM219 217V216H218ZM217 217V219H219L220 220V218H218ZM245 217V216H244ZM75 221H78L80 218H82L81 217V215H78V216H76L75 218L74 217H72ZM87 218V217H86ZM89 218V217H88ZM142 218V217H141ZM147 218H149L150 219V217H147ZM171 218V217H170ZM185 218V217H184ZM211 218V217H210ZM248 218H249V214H248ZM66 219V218H65ZM64 219V220H65ZM91 219H93V217L91 218ZM121 219V218H120ZM145 219V218H144ZM174 220H175V218H173ZM181 219V218H180ZM183 219V218H182ZM181 219V220H182ZM189 219V218H188ZM189 219V220H190ZM213 219V218H212ZM245 219V218H244ZM82 220V219H81ZM94 220H95V217H94ZM93 220V221H94ZM146 221H147V219H145ZM210 220V219H209ZM214 220V219H213ZM218 220V221H219ZM242 220V219H241ZM241 220H240V223H241ZM63 221V220H62ZM67 220H65V222H66ZM86 221H88V220H86ZM151 221V220H150ZM176 221H177V219H176ZM194 221H196V220H194ZM208 221V220H207ZM211 221V220H210ZM223 221H224V218H223ZM72 221L70 220V223H71ZM79 222V221H78ZM82 222H83V220H82ZM183 223H184V221H182ZM213 222H215L216 223V220L215 221H213ZM242 222H243V220H242ZM67 223V222H66ZM84 223H85V221H84ZM95 223H96V221H95ZM142 223V222H141ZM144 224H145V221L143 222ZM142 223V224H143ZM150 223H152V222H150ZM193 223V222H192ZM191 223V225H193ZM219 223V222H218ZM87 224H88V222H87ZM91 224H92V222H91ZM91 224H90V226H91ZM115 224V223H114ZM140 224V223H139ZM144 224H143V226H144ZM185 224V223H184ZM196 224L197 223H195L193 226H196ZM213 224V223H212ZM222 224V223H221ZM227 224V223H226ZM245 224V223H244ZM69 225V224H68ZM70 225H72V224H70ZM77 225V224H76ZM75 225V226H76ZM79 225V224H78ZM138 225V224H137ZM146 225V224H145ZM173 225V224H172ZM186 225V224H185ZM199 225V224H198ZM197 225V226H198ZM203 225H204V223H203ZM202 225V226H203ZM214 225V224H213ZM217 225V224H216ZM220 225V224H219ZM222 225H224V224H222ZM221 225V226H222ZM83 226V225H82ZM81 226V227H82ZM100 226V225H99ZM116 225H115V227H117ZM138 226H140V225H138ZM147 226V225H146ZM153 226V227H154ZM183 226V225H182ZM199 226H201V225H199ZM243 226V225H242ZM246 226V225H245ZM86 227V226H85ZM207 228L209 227L208 226V224H207V226H206ZM224 227V226H223ZM244 227V226H243ZM70 228H71V226H70ZM90 228H92V226L90 227ZM117 228V229H118ZM134 228V227H133ZM140 228V227H139ZM180 228V227H179ZM184 228V229H183ZM192 228V230H194L193 229V227H191ZM195 228V227H194ZM205 228V227H204ZM228 228V227H227ZM242 228V227H241ZM67 229V228H66ZM116 229V230H117ZM198 229V228H197ZM197 229H195V230H197ZM221 229V228H220ZM70 230V229H69ZM86 230H87V228H86ZM98 230V229H97ZM200 230V229H199ZM214 230V229H213ZM240 230H242V229H240ZM247 230V229H246ZM66 231V230H65ZM76 231H77V229H76ZM85 231V230H84ZM92 230L90 229V232H91ZM94 231H96V229H94ZM190 231V232H189ZM210 231V230H209ZM221 231V230H220ZM223 231V230H222ZM225 231V230H224ZM228 231V230H227ZM243 231V230H242ZM68 232H70V231H68L67 230V234H68ZM159 233V235L160 234H162L164 237H162L161 235V237H162V239L164 238V240H163V242L161 243V244H158L157 242H159V241H157V242H154V243H152L153 245H151V243H150V245H149V243L148 244H146L147 246L149 245V247H147L146 245L144 246L143 245V242H142V245L144 246V247H141V246H138V245H140V244H138L137 242H135V238H137V237H140V236H145V235H147V236H151V235H148V234H151V233H154V235L156 234V233ZM199 232V231H198ZM208 232V231H207ZM241 232V231H240ZM62 233V232H61ZM72 233H74V231L72 232ZM78 233V232H77ZM94 233V232H93ZM192 233V232H191ZM194 233V232H193ZM212 233V232H211ZM216 233V232H215ZM224 233V232H223ZM227 233V232H226ZM242 233V232H241ZM244 233V232H243ZM87 233H86V231H85V235H86ZM195 234H197V233H195ZM200 234V233H199ZM213 234V233H212ZM217 234V233H216ZM220 234H221V232H220ZM225 234V233H224ZM239 234V233H238ZM64 236H63V238H60V239H62L61 241V244H60V248H59V252H58V256L55 258V257H53V258H55V260L57 261L59 258H63V257H61V255L62 254H66V251H67V249L69 248V238H67L68 236H66V234H63ZM75 235V234H74ZM74 235H73V237H74ZM77 235V234H76ZM83 235V234H82ZM97 235V234H96ZM153 235V234H152ZM159 235H155V236H158L159 237ZM241 235V237H240V239L242 238V234H240ZM261 235V234H260ZM90 236V235H89ZM88 236V237H89ZM118 236H119V234H118ZM118 236H117V238H118ZM196 237H197V235H195ZM213 236V235H212ZM217 236V235H216ZM245 236H247V235H245ZM250 236V235H249ZM253 236V235H252ZM255 236V235H254ZM77 237V236H76ZM79 237V236H78ZM84 237V236H83ZM87 237V239H90V238H88ZM102 237H104V235L102 236ZM157 237V238H158ZM188 237V238H187ZM200 237V236H199ZM257 237H258V235H257ZM256 237V238H257ZM260 237V236H259ZM80 238V237H79ZM145 238V237H144ZM153 238V237H152ZM156 238V239H157ZM160 238V237H159ZM158 238V239H159ZM253 238V237H252ZM255 238V237H254ZM72 239V238H71ZM157 239V240H158ZM169 239H173V241H175V243H174V245H173V247L172 248H170L167 244H166V242L165 241H167V240H169ZM181 239H183V240H181ZM196 239V238H195ZM199 239V238H198ZM206 239V238H205ZM81 240V239H80ZM102 240V239H101ZM100 240V241H101ZM105 240H106V238H105ZM137 240H139V239H137ZM140 240H144V239H140ZM148 240V239H147ZM161 240V239H160ZM193 240V239H192ZM204 240V239H203ZM207 240V239H206ZM249 240V239H248ZM247 240V241H248ZM252 240V239H251ZM250 240V241H251ZM9 240H7V242H8ZM82 241V240H81ZM86 241V240H85ZM88 241V240H87ZM92 241V240H91ZM107 241V240H106ZM115 241V240H114ZM119 241V240H118ZM145 241H146V239H145ZM202 241V240H201ZM201 241H199V242H201ZM212 241V240H211ZM243 241V240H242ZM253 241H254V239H253ZM257 243L255 242V244L253 245V244H251V246H249L248 244H246V245H248V251H249V247H250V251H251V253H253L254 255H252V254H250L249 252H247V254H245L246 256H244V254L243 255H241V256H244V257H240V256H238V257H240V261H237V262H233V261H231L232 260V258H231V260H230V257H224V259H221V257H223V254H222V256L220 257V260L218 261L217 260V262L215 263V261H214V259L215 258H213V263L214 264H264V255L262 254V253H264V249H263V245H264V237L262 236V237H260V238H257ZM12 242V241H11ZM72 242H74V241H72ZM79 242V241H78ZM95 242V241H94ZM116 242V241H115ZM139 242V241H138ZM148 242H149V240H148ZM195 242H196V240H195ZM198 242V241H197ZM199 242H198V244H199ZM210 242V241H209ZM213 242V241H212ZM216 242V241H215ZM215 242H213V243H215ZM5 243V242H4ZM13 244H14V242H12ZM19 243V242H18ZM71 243V242H70ZM97 243H99V242H97ZM101 243V242H100ZM121 243H123V246H122V244ZM124 243H125V245H124ZM155 243H157L156 245H154ZM171 243H172V241H171ZM172 243V244H173ZM183 243V244H182ZM213 243H211V244H213ZM240 243V242H239ZM250 243H252V242H249V244ZM76 244V243H75ZM80 244V243H79ZM85 244H88V243H85ZM85 244H84V246H85ZM106 244V243H105ZM119 244H121V245H119ZM144 244H145V242H144ZM210 244V243H209ZM210 244V245H211ZM241 244H242V242H241ZM54 245H56V244H54ZM103 246H104V244H102ZM107 245V244H106ZM105 245V246H106ZM183 245L184 246H186L185 247V249H183ZM187 245H189V244H187ZM195 245V244H194ZM253 245V246H252ZM10 246V245H9ZM82 247V248H85V247ZM101 246V245H100ZM119 246H122V247H119ZM208 246V245H207ZM206 246V247H207ZM5 247H7V246H5ZM79 245H72L71 246V244H70V248H71V252H73V251H75L76 253L77 252H80V248H81ZM92 247H93V252H95L94 251V246L92 245ZM113 247V246H112ZM190 247V246H189ZM8 248V247H7ZM87 248V247H86ZM89 248H91L90 247V245H89ZM97 248V247H96ZM105 248V247H104ZM211 248V247H210ZM236 248V247H235ZM234 248V249H235ZM239 248V247H238ZM9 249V248H8ZM107 250H108V248H106ZM115 249V248H114ZM113 249V250H114ZM116 249V250H117ZM174 249L176 250L177 249V251L175 252L174 251ZM187 249V250H186ZM230 249V248H229ZM229 249H227L226 251H225V254H229V252H230V250ZM73 250V251H72ZM90 250H92V248L90 249ZM96 250V249H95ZM204 250V249H203ZM208 250V249H207ZM229 250V251H228ZM245 250V249H244ZM83 250H81V252H82ZM85 251V250H84ZM89 251V250H88ZM103 251H104V249H103ZM106 251V250H105ZM200 253H199V252ZM228 251V252H227ZM231 251H232V249H231ZM238 251V250H237ZM253 251V252H252ZM75 252H73V253H75ZM91 252V251H90ZM109 252V251H108ZM113 252H115V251H113ZM184 252H185V254H184ZM186 252H188V253H186ZM204 253H205V251H203ZM211 252H212V250H211ZM214 252V251H213ZM227 252V253H226ZM242 252H244L243 250H242ZM246 252V251H245ZM54 253V252H53ZM52 253V254H53ZM84 253V252H83ZM96 253V252H95ZM101 253V252H100ZM111 254V253H110ZM144 254H145V252H144ZM143 254V255H144ZM225 254H224V256H225ZM68 255H70L69 253H68ZM74 255V254H73ZM93 255V254H92ZM98 255V254H97ZM101 255V254H100ZM99 255V257L101 258V256ZM109 255V254H108ZM230 255H232V256H234L233 254H229L228 256H230ZM66 256V255H65ZM79 256V255H78ZM77 256V257H78ZM133 256V255H132ZM237 256V255H236ZM236 256L234 257L235 259H236ZM86 257V256H85ZM90 257V256H89ZM88 257V259H86L85 261H79V258H77L78 259V261H76L74 264H99V262L98 261H101L102 260V258H101V260L96 256V257H94V259H90ZM109 257V256H108ZM107 257V258H108ZM110 257H112V255L110 256ZM115 257H116V255H115ZM129 257V256H128ZM127 257V258H128ZM210 257V256H209ZM50 258V259H49ZM73 258H75V256L74 257H72V259ZM93 258V257H92ZM95 258H97V259H95ZM103 258H104V256H103ZM127 258H125L124 259V257L123 258H121V262L120 261H117V260H115L114 259V261L115 262H112V263H115V264H126V262L125 263H123L124 261H126V259ZM130 258V257H129ZM135 258H136V256H135ZM138 258V257H137ZM219 258V257H218ZM76 259V258H75ZM74 259V260H75ZM132 259H133V257H132ZM47 261L45 262L46 264H53V261H55V260H53L52 261V258L51 257H47V259H46ZM112 260H113V258H112ZM111 260V261H112ZM124 260V261H123ZM134 260V262H132V264H140V260L139 261H135V259H133ZM146 260V259H145ZM238 260V259H237ZM103 261H105V260H103ZM127 261H128V259H127ZM231 261V262H230ZM52 262V263H51ZM60 263H61V261H59ZM108 262V261H107ZM130 262H131V260H130ZM144 261H142V263H143ZM25 263V262H24ZM73 263H62V264H73ZM26 264V263H25ZM28 264V263H27ZM57 264V263H56ZM101 264V263H100ZM106 264V263H105ZM107 264H110V263H107ZM144 264V263H143ZM147 264V263H146Z\"/></svg>","mask_w":264,"mask_h":264}]
</instances>
